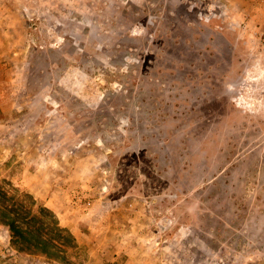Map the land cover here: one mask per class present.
Segmentation results:
<instances>
[{
  "label": "rangeland",
  "instance_id": "obj_1",
  "mask_svg": "<svg viewBox=\"0 0 264 264\" xmlns=\"http://www.w3.org/2000/svg\"><path fill=\"white\" fill-rule=\"evenodd\" d=\"M0 264H264V0H0Z\"/></svg>",
  "mask_w": 264,
  "mask_h": 264
},
{
  "label": "trees",
  "instance_id": "obj_2",
  "mask_svg": "<svg viewBox=\"0 0 264 264\" xmlns=\"http://www.w3.org/2000/svg\"><path fill=\"white\" fill-rule=\"evenodd\" d=\"M3 223L8 224L11 227L12 232L24 237L23 240L26 242V244L29 247L42 251H50L52 246L48 243V240L43 239L42 237L39 236L29 237L23 234L25 232L21 228H19L14 222H3Z\"/></svg>",
  "mask_w": 264,
  "mask_h": 264
}]
</instances>
